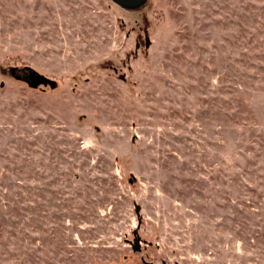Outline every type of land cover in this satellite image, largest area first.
<instances>
[{"label":"rangeland","instance_id":"1","mask_svg":"<svg viewBox=\"0 0 264 264\" xmlns=\"http://www.w3.org/2000/svg\"><path fill=\"white\" fill-rule=\"evenodd\" d=\"M143 262L264 264V0H0V264Z\"/></svg>","mask_w":264,"mask_h":264},{"label":"water","instance_id":"2","mask_svg":"<svg viewBox=\"0 0 264 264\" xmlns=\"http://www.w3.org/2000/svg\"><path fill=\"white\" fill-rule=\"evenodd\" d=\"M114 1L120 5H123V6H133V5L139 4L142 0H114ZM145 41H146V45H148V43H149L148 35H145ZM27 77L30 78L29 83H31V84L45 83V82H48L51 86H53L55 84L54 80L49 79L45 75L38 73L33 69H28ZM135 209H136V212H139L140 205L135 204ZM139 248H140L139 247V237H136L134 239L133 250L138 251ZM143 263L144 264H154L151 262H143Z\"/></svg>","mask_w":264,"mask_h":264},{"label":"trees","instance_id":"3","mask_svg":"<svg viewBox=\"0 0 264 264\" xmlns=\"http://www.w3.org/2000/svg\"><path fill=\"white\" fill-rule=\"evenodd\" d=\"M121 6H123V5H121ZM134 6V5H133Z\"/></svg>","mask_w":264,"mask_h":264}]
</instances>
